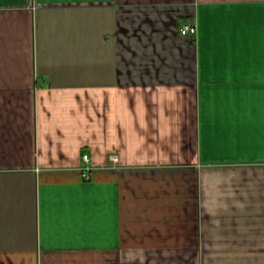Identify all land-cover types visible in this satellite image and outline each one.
Returning <instances> with one entry per match:
<instances>
[{
  "label": "crops",
  "instance_id": "crops-1",
  "mask_svg": "<svg viewBox=\"0 0 264 264\" xmlns=\"http://www.w3.org/2000/svg\"><path fill=\"white\" fill-rule=\"evenodd\" d=\"M0 264H264V0H0Z\"/></svg>",
  "mask_w": 264,
  "mask_h": 264
},
{
  "label": "built area",
  "instance_id": "built-area-1",
  "mask_svg": "<svg viewBox=\"0 0 264 264\" xmlns=\"http://www.w3.org/2000/svg\"><path fill=\"white\" fill-rule=\"evenodd\" d=\"M180 33H181V36H183V37H194L195 35H197V26L194 24H189V23L184 24L181 26ZM83 160L86 163H89L90 162V156L84 155ZM113 161H114V163L118 164L119 163L118 157H116V156L113 157ZM91 172H92V168L90 166H86L84 168L83 176L86 180L90 179Z\"/></svg>",
  "mask_w": 264,
  "mask_h": 264
}]
</instances>
